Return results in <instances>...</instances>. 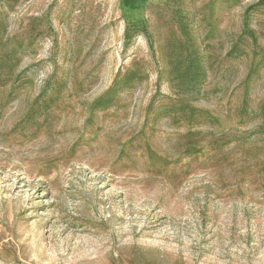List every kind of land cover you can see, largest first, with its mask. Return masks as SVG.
Wrapping results in <instances>:
<instances>
[{
	"label": "rangeland",
	"instance_id": "374dc122",
	"mask_svg": "<svg viewBox=\"0 0 264 264\" xmlns=\"http://www.w3.org/2000/svg\"><path fill=\"white\" fill-rule=\"evenodd\" d=\"M0 264H264V0H0Z\"/></svg>",
	"mask_w": 264,
	"mask_h": 264
}]
</instances>
